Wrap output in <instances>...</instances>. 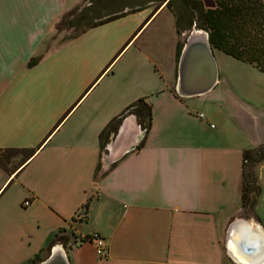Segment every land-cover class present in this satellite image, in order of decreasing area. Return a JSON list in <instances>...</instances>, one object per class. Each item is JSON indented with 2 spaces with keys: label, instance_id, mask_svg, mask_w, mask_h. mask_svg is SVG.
<instances>
[{
  "label": "crops",
  "instance_id": "crops-1",
  "mask_svg": "<svg viewBox=\"0 0 264 264\" xmlns=\"http://www.w3.org/2000/svg\"><path fill=\"white\" fill-rule=\"evenodd\" d=\"M76 1L0 0V148L35 149L0 166V264H29L61 241L70 264H235L224 245L230 222L253 217L264 227V163L253 212L240 192L243 151L259 146L258 114L227 91L228 74L231 135L214 125L227 115L177 94L184 40L168 0L87 28L28 67L20 50L53 32ZM213 50L218 64L230 61ZM139 98L150 118L125 115L101 149L102 129ZM93 234L106 256L74 241Z\"/></svg>",
  "mask_w": 264,
  "mask_h": 264
},
{
  "label": "trees",
  "instance_id": "trees-1",
  "mask_svg": "<svg viewBox=\"0 0 264 264\" xmlns=\"http://www.w3.org/2000/svg\"><path fill=\"white\" fill-rule=\"evenodd\" d=\"M173 0H168L166 5L173 9ZM215 6L205 8L201 0H177L176 24L178 32L190 29L195 17L201 19L198 28L208 32V37L213 49H218L225 54L248 63L257 70L264 72V3L262 0H214ZM141 8V7H139ZM138 9V8H137ZM135 10V9H134ZM133 9L130 11H134ZM174 10V9H173ZM175 12V11H174ZM125 12L108 17L105 20L95 22L87 28L97 26L124 15ZM65 14V13H64ZM63 14V15H64ZM186 23V24H184ZM84 31V30H83ZM183 43L178 48L177 59ZM39 57H32L27 66L37 63ZM135 113L143 118H150L151 104L145 98H139L127 106L117 117L111 119L99 134L100 148L104 149L111 133H115L122 118ZM147 127V125L145 126ZM140 145L137 147L139 148ZM35 152L34 148H0V166L9 170L10 157L21 155L20 163H24ZM263 157L262 146L248 148L242 154L241 171V206L246 214L254 211L258 197L261 192L259 180L252 170H247L249 164L261 161ZM88 208V202L85 204ZM62 238V237H61ZM59 238V239H61ZM76 243L81 244L89 241V236L75 238ZM53 241L52 243H54ZM52 245V244H51ZM40 254H37L29 261V264L40 261Z\"/></svg>",
  "mask_w": 264,
  "mask_h": 264
},
{
  "label": "rangeland",
  "instance_id": "rangeland-1",
  "mask_svg": "<svg viewBox=\"0 0 264 264\" xmlns=\"http://www.w3.org/2000/svg\"><path fill=\"white\" fill-rule=\"evenodd\" d=\"M165 1L166 0H78L64 15L60 17L59 20H57L53 32L39 33L37 36L39 41L35 44V46H31L30 48L20 51L22 54L29 53L31 57H38L39 55L51 51L69 39L79 35L83 30L87 29L89 25L95 22L105 20L108 17H112L132 9L134 10L145 5H151L155 8ZM176 1L177 0L172 1L173 11H175V13H177ZM198 25H201V19L199 17H195V21L191 28L183 30L182 39L184 40L186 38L189 30H191L194 26L198 28ZM216 50V52H219L220 54H225L221 50ZM226 58L230 61H225L224 64H218V61L216 60L219 76L222 77L221 80L219 79L217 85L210 92L204 95L190 97L187 99L197 101L198 104H201L200 107L203 108V110L204 108L207 109L208 107H212L211 112L218 117L221 115H227V119H223L225 124L214 125H216L217 128L219 126L225 127L222 132L225 134L226 131H229L230 135L232 120L228 117L235 111L233 108L235 106H232L234 97L238 101H242L248 106L254 108L255 113L259 116L260 124H257L259 139L258 145L262 146L263 157L261 161L249 164L247 170H252L254 176H256L259 180L260 167L261 164L264 163V73L248 63L231 59L232 57L228 56ZM224 74H228L232 79V87H228L227 91L229 88L233 90L234 97H228L227 94H224L227 93L224 89ZM213 94H215L217 99L223 103L222 109H217L214 105L213 99L216 97L213 99L210 97V95ZM213 121L215 123L216 120L214 119ZM252 133L253 138H256L257 132L252 131ZM20 158V154L14 155L11 157V162H17ZM46 255V253L41 254L40 259H43Z\"/></svg>",
  "mask_w": 264,
  "mask_h": 264
},
{
  "label": "water",
  "instance_id": "water-1",
  "mask_svg": "<svg viewBox=\"0 0 264 264\" xmlns=\"http://www.w3.org/2000/svg\"><path fill=\"white\" fill-rule=\"evenodd\" d=\"M218 81L217 61L208 32L194 26L184 39L178 57L176 92L182 97L201 96L210 92ZM136 141L125 150L134 148ZM224 245L226 254L235 264H264V227L253 217L234 218L227 228ZM32 264L70 262L64 245L57 242L43 259Z\"/></svg>",
  "mask_w": 264,
  "mask_h": 264
},
{
  "label": "built area",
  "instance_id": "built-area-1",
  "mask_svg": "<svg viewBox=\"0 0 264 264\" xmlns=\"http://www.w3.org/2000/svg\"><path fill=\"white\" fill-rule=\"evenodd\" d=\"M199 116H203V114H199ZM24 205L28 204V200L23 202ZM93 242L96 247V253L104 257L107 255V247H106V241L103 237L99 236L98 234H93L89 236V242Z\"/></svg>",
  "mask_w": 264,
  "mask_h": 264
}]
</instances>
